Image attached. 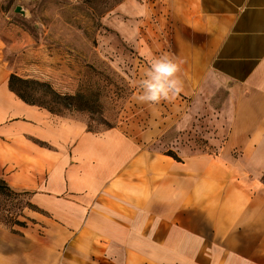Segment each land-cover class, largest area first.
<instances>
[{"label": "crops", "instance_id": "0c3cea01", "mask_svg": "<svg viewBox=\"0 0 264 264\" xmlns=\"http://www.w3.org/2000/svg\"><path fill=\"white\" fill-rule=\"evenodd\" d=\"M144 12L156 50L183 61L180 93L219 107L218 152L176 158L121 126L91 130L0 69V179L36 206L0 223V264H264V0Z\"/></svg>", "mask_w": 264, "mask_h": 264}, {"label": "rangeland", "instance_id": "374dc122", "mask_svg": "<svg viewBox=\"0 0 264 264\" xmlns=\"http://www.w3.org/2000/svg\"><path fill=\"white\" fill-rule=\"evenodd\" d=\"M149 2L0 0V69L9 81L23 80L16 86L37 103L92 130L121 126L176 158L218 152L225 133L215 122L219 107L208 105L212 95L137 99L150 61L162 52L143 19ZM29 206L28 193L0 187L1 224L25 222Z\"/></svg>", "mask_w": 264, "mask_h": 264}, {"label": "clouds", "instance_id": "9594fccd", "mask_svg": "<svg viewBox=\"0 0 264 264\" xmlns=\"http://www.w3.org/2000/svg\"><path fill=\"white\" fill-rule=\"evenodd\" d=\"M182 63L183 61H178L168 53L152 59L140 81L138 101L159 104L161 101L174 99L182 91Z\"/></svg>", "mask_w": 264, "mask_h": 264}, {"label": "trees", "instance_id": "16d2710c", "mask_svg": "<svg viewBox=\"0 0 264 264\" xmlns=\"http://www.w3.org/2000/svg\"><path fill=\"white\" fill-rule=\"evenodd\" d=\"M17 80H20V81H23V80H21V79H19L18 77H16L15 75L14 76H12L11 77V79H10V81H9V84H10V88L14 91V92H16V94L18 95V96H20L23 100H25L26 102H28V103H31V104H36V105H39V106H42V107H45V108H47V109H49L50 111H52L53 113H57L56 111H54L53 110V108H48V107H46V106H44L43 104H40V103H37L34 99H32L30 96H28V95H26L23 91H22V89H20V88H18L17 86H16V81ZM58 114V113H57ZM92 130V129H91ZM261 180L264 182V175H262L261 176ZM7 186V187H9L10 189H12V187L5 181V180H3V179H0V187L1 186ZM15 191V190H14ZM29 208H36V206L33 204V203H31V201H30V206H29ZM20 225H26V222H21V223H19Z\"/></svg>", "mask_w": 264, "mask_h": 264}]
</instances>
